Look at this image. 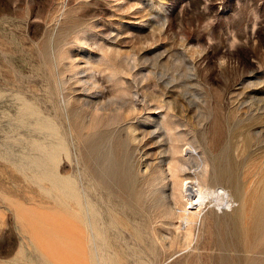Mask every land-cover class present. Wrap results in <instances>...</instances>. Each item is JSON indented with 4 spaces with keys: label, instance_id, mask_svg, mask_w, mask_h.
Instances as JSON below:
<instances>
[{
    "label": "rangeland",
    "instance_id": "obj_1",
    "mask_svg": "<svg viewBox=\"0 0 264 264\" xmlns=\"http://www.w3.org/2000/svg\"><path fill=\"white\" fill-rule=\"evenodd\" d=\"M0 264H264V0H0Z\"/></svg>",
    "mask_w": 264,
    "mask_h": 264
},
{
    "label": "bare ground",
    "instance_id": "obj_2",
    "mask_svg": "<svg viewBox=\"0 0 264 264\" xmlns=\"http://www.w3.org/2000/svg\"><path fill=\"white\" fill-rule=\"evenodd\" d=\"M183 155V161L179 162L180 167L177 169L178 173H181L179 175L181 196L189 206L187 209L192 213V217L186 218L187 222L185 221L189 226L192 225L194 218L201 215L203 207L212 202L217 205L231 206L233 195L220 184L226 173L219 170L220 163L217 156H215V161L213 160L214 163L211 164L207 154L203 151L200 153L190 144L184 149ZM195 220L197 221V219Z\"/></svg>",
    "mask_w": 264,
    "mask_h": 264
}]
</instances>
